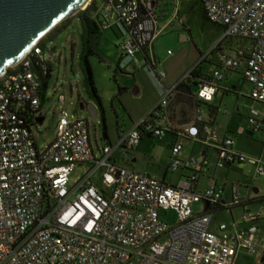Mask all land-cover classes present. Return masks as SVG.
Wrapping results in <instances>:
<instances>
[{
	"label": "built area",
	"instance_id": "1",
	"mask_svg": "<svg viewBox=\"0 0 264 264\" xmlns=\"http://www.w3.org/2000/svg\"><path fill=\"white\" fill-rule=\"evenodd\" d=\"M201 2L209 22L224 29L223 40L242 39L251 45L248 51L227 57L222 69L199 87L190 124L160 127L151 118H166L178 84L167 89L132 129L121 132L115 146L105 145L97 153L89 120H69L65 114L54 142L40 149L34 127L46 119L41 75L46 76L51 65L42 46L45 38L0 78V264H235L241 254L258 253L261 214L245 210L239 222L219 223L213 229L214 214L193 209L199 203L212 209L246 207L249 198L243 187L231 185L230 199L224 200V188L197 192L189 182L169 185L114 160L116 150H135L144 134L162 139L179 131L205 145H216L221 166L252 163L258 175L264 174V158L250 160L235 153L234 140L221 138L204 118V105L214 101L223 69L242 65L252 86L250 98L264 106V0ZM108 7L126 29L121 43L125 58L139 71L152 70L145 57L154 61L155 40L167 29L159 27L153 3L109 0ZM156 74L160 80L166 77L164 71ZM58 101L65 104V96ZM248 123L253 133L261 131L264 111L252 109ZM182 149V143L171 149L173 170L201 171L208 166L206 158L181 159ZM80 165L91 167L72 185L71 177ZM168 211L178 216L174 226L160 218Z\"/></svg>",
	"mask_w": 264,
	"mask_h": 264
},
{
	"label": "rangeland",
	"instance_id": "2",
	"mask_svg": "<svg viewBox=\"0 0 264 264\" xmlns=\"http://www.w3.org/2000/svg\"><path fill=\"white\" fill-rule=\"evenodd\" d=\"M198 0H160L156 8L157 16L161 20L177 15L173 25L163 31L155 40V53L160 63L156 73L165 71L168 78L162 83L153 70H147L143 74L137 75L133 64L125 58L122 49L121 28L114 26L112 30H103L102 36L96 47V56L89 59L93 70L94 81L101 96L109 139L104 140L105 129L103 117L94 121L87 111H82L80 105L93 102L84 85V76L81 69L80 56L82 52L81 43V22L76 15L58 25L61 30L56 36L48 35L44 39V53L46 61L51 63L52 76L45 92L46 102L42 106V113L46 117L43 124L34 127V135L40 149H44L54 142L57 135V124L65 114L69 120L88 119L91 125L92 143L95 151L99 153V148L105 145L115 146L121 132L132 129L141 119L147 116L154 107L155 100L163 99L166 94V86L173 80L176 82L183 80L196 66L202 65L205 76L210 75L215 68V61L222 53H230L229 48L235 43L244 47H249V42L244 40L228 39L221 46V51H215L218 44L223 40L224 29L211 22H205L201 6L196 5ZM165 17V18H164ZM215 51V52H214ZM123 72H121V70ZM126 72H124V70ZM140 88V93H137ZM164 89V93L157 96L158 89ZM198 88L194 86L192 93L196 95ZM64 95L65 104L58 101ZM222 94L219 96L221 102ZM227 99V96L225 97ZM234 102L235 97L229 96ZM190 105V106H189ZM188 109H191V104ZM225 107L219 112L218 125L219 132L225 134L227 126L231 124L235 129L229 134L236 141L237 149L243 152L250 160L264 158V130L255 133L254 136L248 134L238 135L237 127L239 123L247 126L245 115L242 116L224 114ZM187 106H185V109ZM206 114L205 121H209L208 108L204 107ZM229 112L231 111L230 107ZM146 110V111H145ZM145 112L142 116L141 113ZM140 115V116H139ZM244 115V116H243ZM233 117V118H232ZM165 140L145 139L137 151L116 150L114 153L118 165L126 167L140 174H148L154 177L163 178L168 169L169 149ZM188 143L186 149L190 151ZM199 148V146H198ZM134 157L136 158L134 161ZM199 159V157H197ZM211 167L210 176L217 179L219 184H236L243 189L246 187L260 190L259 197L264 195V174H257V166L252 163L231 166H217L216 155L213 150L209 153ZM129 161V162H128ZM129 163L127 166L126 163ZM251 162V161H250ZM90 165L78 166L72 177V185L86 175ZM208 175V174H207ZM169 173L168 180H172ZM93 180L98 182V175L93 176ZM207 177L202 179L201 187H207ZM251 195H254L253 192ZM252 211L264 209V203H256L250 206ZM195 213H203L204 203L193 206ZM238 212H241L240 210ZM227 212L218 213L221 221L227 219ZM162 221L170 226L178 222V216L174 211L162 212ZM218 221L214 223L217 224ZM264 223V222H263ZM261 226V233L264 235V224ZM239 264H264V254L256 256L242 255Z\"/></svg>",
	"mask_w": 264,
	"mask_h": 264
},
{
	"label": "crops",
	"instance_id": "3",
	"mask_svg": "<svg viewBox=\"0 0 264 264\" xmlns=\"http://www.w3.org/2000/svg\"><path fill=\"white\" fill-rule=\"evenodd\" d=\"M149 1H151L153 3V6L155 7V10H156V8L159 6L160 0H149ZM98 4H99L98 5L99 6V11L102 14H106V16H107L106 22H104L105 25H106L105 26L106 28L103 29V30H112L114 26L120 27L121 30H122L121 35H122V41H123L126 38V36H127V32H126L125 27L120 23V21L114 15V13L111 12V10L107 7L105 2H103L102 0H99ZM179 15L180 14L177 15V13L176 14L174 13L171 17H166V19L161 20V23H160V19H159V27L160 28H165V27L169 28V26L174 24V22L176 20V16L178 17ZM233 40H237V39H233ZM250 45H251V43L249 44V47H244L241 44L235 43L233 46H231L229 48L230 53H226V54L222 53L220 55L219 59H217L215 61V63H214L215 68H214L213 72L215 70L219 69V68H217L218 64H222V62L224 63V60L227 57H235V56H237L238 51L241 50V49L244 50V51H248V49L250 48ZM155 56H156V53H155ZM156 58L158 60V63H160V61H159L157 56H156ZM141 59L144 60V58L142 56H141ZM132 66H133V68L135 70V73L137 75L145 73L146 70L147 71L149 70L148 71L149 73L152 71L149 68L139 71L137 68H135L134 65H132ZM157 67H158V65H157ZM156 70H157V68H156ZM223 70H224V78L219 83L218 93H217L214 101L211 104L207 105V106L204 105V107L208 108V112H207L208 116H209V121L208 122H210L213 131H215L221 138L233 139L234 140V145L232 147V150L235 153H237V154L245 155L243 152H241V151H239L237 149V145H236L235 139L231 138L230 135H229V134L233 133V132H231L232 131L231 129H235L231 124H229L227 126V130H226L225 134H221L219 132V130H221V127L218 125L219 112L222 110V106L223 105L227 106V107H225V111H224V114H226V115H231L232 114V115H235V116H238V115L242 116V113L244 111H247V113L245 115V118L247 120L246 121L247 122V126L243 127L242 124L239 123V125L237 127V134L238 135H244V134L251 133L252 135H249V134L248 135L249 136H254L255 133H253L251 130H249L248 118L250 117L252 109H256L258 111L263 112L264 111V106L259 104V103H256L255 101H253L250 98V92H251L252 86L247 81V79H246V77L244 75V65L240 66L236 70H233V69H223ZM121 72H123V71L121 70ZM124 72H126V70H124ZM155 75L157 76L156 73H155ZM167 78H168V76L166 74V77H165L164 80H166ZM164 80H160V81L163 83ZM181 82H182V80H180L178 82H176V80H173L171 82V84L169 83L165 88L166 89H171L172 87L180 84ZM182 88L186 89V92H189L188 91L189 88H187L186 85H183ZM190 89H192V88H190ZM157 92H158L157 96H159V95L164 93V89H160L159 88ZM191 92H192V90H191ZM137 93H140V88L139 89L137 88ZM220 94H222L223 97L221 99V102H219V104H217ZM226 96H227V99L225 98ZM229 96L235 97V101L234 102L230 101ZM161 100H160V98L159 99L157 98L154 101L155 102L154 107ZM92 101L96 105H98L94 100H92ZM190 104H191V109H188V105H186L184 103H179L178 99L175 98L174 100H172V102L170 104V107L167 110V113L165 115L166 118L164 119V122L167 123L168 125H171L172 127H175V128H179V126L190 124L192 119L194 118L195 111H196V106H197L195 100L191 101ZM185 106H187L186 109H185ZM228 107H230L231 111L233 109V113L228 111L229 110ZM152 109L148 112V114L152 111ZM144 113L145 112H142L141 116ZM262 130H264V128ZM166 138H168L167 139V146H168V149H169L168 169L166 170V172L164 174V177L163 178H158L157 177L158 179L162 180L166 184L173 185V186L179 185L182 182H189V183L193 184L194 190L197 191V192H202L205 189L211 188V187H214L216 189L224 188V200H229L230 199L231 186H227V184H219L217 179L212 177V176H210V174H209L210 167H211V162L209 160V153H210L211 150H213L215 152L216 160H217L216 161L217 166H220V164H221V162L219 160V153L217 151V146L216 145H205V144H203V143H201L199 141H196V140H193L191 138H188L186 135H184V133H181L179 131H171V132L167 133L166 136L164 138H162V139L144 134L142 139H141V141H140V143H139V145H138V147L135 150H133L132 152L135 153V151H137L139 149V147L141 146L142 142L145 139H150V140L156 139V140H160L161 141V140H165ZM179 143H182V145H183V149H182L181 153L179 154V157L181 159L188 160V159L193 158V157L206 158L208 160V162H209L208 166L203 168L201 171H199L196 168H192V169H189V170H187V169L173 170L171 168V165H170L171 149H172V147H174L176 144H179ZM188 143H193V144H190V151H188L186 149V146H187ZM198 146H199V148H198ZM124 151H126V150H124ZM126 152H128V151H126ZM135 159L136 158L134 157V161H136ZM114 160L118 164L115 155H114ZM128 162L125 164L126 166L129 164ZM223 166H228L229 167L231 165L224 164ZM169 173H171V175L173 176L172 180H174V181L168 180ZM205 177H207V179H208L207 187L200 188L202 179L205 178ZM231 185H233V184H231ZM246 189L247 190H245V189L244 190L246 191V193L248 195L249 204H247L246 207H239V208L237 207V208H234V209H231V210H226V212L228 213L227 214V219L223 220V221H221L219 219V217L217 215L218 213L214 214V217H213L214 218L213 229L219 223L231 224V223H234V222H239L245 210L251 211V212L256 213V214H261V217H260V220H259V223H258L259 230H260V246H259L260 248H259V251H258L257 254H259V253L264 254V235L261 233V226H262V223L264 222V209L257 210V211H252L251 208H250L251 205L256 204V203L252 204V202L254 200L261 199V197H259L260 190L257 189V188H251L249 186L246 187ZM252 192H253L254 195H251ZM262 197H264V195ZM239 210L241 212H238ZM215 221H218L217 224L214 223ZM242 255H247V254H241L239 256V258L237 259L235 264H239L240 257ZM256 255H254V256H256ZM247 256H250V255H247Z\"/></svg>",
	"mask_w": 264,
	"mask_h": 264
},
{
	"label": "water",
	"instance_id": "4",
	"mask_svg": "<svg viewBox=\"0 0 264 264\" xmlns=\"http://www.w3.org/2000/svg\"><path fill=\"white\" fill-rule=\"evenodd\" d=\"M92 0H0V78L21 63L58 25L86 10ZM192 89H188L191 92ZM94 121L100 106L80 105ZM44 119L40 121V124ZM252 135L251 133H248ZM106 139V134H104Z\"/></svg>",
	"mask_w": 264,
	"mask_h": 264
},
{
	"label": "trees",
	"instance_id": "5",
	"mask_svg": "<svg viewBox=\"0 0 264 264\" xmlns=\"http://www.w3.org/2000/svg\"><path fill=\"white\" fill-rule=\"evenodd\" d=\"M98 1L99 0H92V2L86 8V10L79 12L77 14V16L79 17V20L81 22V28H82V31H81L82 52H81V56H80V61H81L82 73L84 76V85H85L86 90L88 91V93L90 95V98L92 100H94L100 106V111L102 114H104V108H103L101 96H100L99 91L96 87V84L94 81V76H93V70H92L90 63H89V59L91 57L97 55L96 47L98 46V42L102 36L103 29L106 28L105 27L106 25L104 22H106L107 16H106V14H102L99 11ZM102 1L105 2L107 7H108L109 0H102ZM198 4L202 8L204 21L209 22V20L207 19V16H206V11L204 9V6H203L201 0L197 1L196 5H198ZM144 14H146V13L144 12ZM60 30H61L60 28L56 27L50 33V35H52L54 37L57 35V33ZM229 39H236V38H229ZM226 40H228V39L222 40L218 44L215 51H217V52L221 51V46L224 44V42ZM237 40H242V39H237ZM244 41H246V40H244ZM42 46L44 47V43L42 44ZM145 60H146V66H148V65L151 66L152 70L157 68V65L159 63H158V60L155 56V47H154V61L152 62L148 56L145 57ZM204 62H205V60L202 63H200L198 66H196V68H194L190 72V74L188 76H186L182 80V82L179 84V86L177 88V96H176V99H178L179 103H184L186 105H189L191 103V101L195 100L196 105H198L199 102L197 101V95H194L192 92H186V89H183L182 86L186 85L187 88H193L194 86H196L199 89V87L202 84L209 81V77L213 72L210 75L205 76V74L203 72V68H202V65ZM49 67H50L49 73L46 76L41 75L42 76V104H41V109H42V106L46 102L45 92L47 90V87L49 85V82H50V79L52 76V67H51V65ZM222 67H223V62H222V64H218V66H217V68H219V69H222ZM238 68H233V70H236ZM151 118L154 121V123L159 125L160 127L168 126V124L164 122V118H165L164 116H161V117L152 116ZM104 121H106L105 118H104ZM105 134H106L105 140H108L109 135H108V131H107L106 126H105ZM253 203H264V198L254 200L252 202V204ZM224 211H226V209H224L223 207L217 206V208L212 209L211 207L205 205V212H207V213L209 212V213L216 214V213H222Z\"/></svg>",
	"mask_w": 264,
	"mask_h": 264
},
{
	"label": "flooded vegetation",
	"instance_id": "6",
	"mask_svg": "<svg viewBox=\"0 0 264 264\" xmlns=\"http://www.w3.org/2000/svg\"><path fill=\"white\" fill-rule=\"evenodd\" d=\"M100 117H103V114L101 113V111H100ZM103 119H104V117H103ZM103 125H104V129H105V121L103 120Z\"/></svg>",
	"mask_w": 264,
	"mask_h": 264
},
{
	"label": "clouds",
	"instance_id": "7",
	"mask_svg": "<svg viewBox=\"0 0 264 264\" xmlns=\"http://www.w3.org/2000/svg\"><path fill=\"white\" fill-rule=\"evenodd\" d=\"M46 38V37H45Z\"/></svg>",
	"mask_w": 264,
	"mask_h": 264
}]
</instances>
